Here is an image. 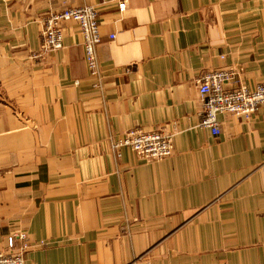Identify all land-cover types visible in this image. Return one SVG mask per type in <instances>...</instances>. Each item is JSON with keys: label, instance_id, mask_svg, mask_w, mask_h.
I'll return each mask as SVG.
<instances>
[{"label": "crops", "instance_id": "0c3cea01", "mask_svg": "<svg viewBox=\"0 0 264 264\" xmlns=\"http://www.w3.org/2000/svg\"><path fill=\"white\" fill-rule=\"evenodd\" d=\"M83 5L101 80L75 21L36 56L44 16ZM218 67L264 82V0H0V250L24 231L25 264H264V104L203 127ZM135 127H166L174 153L115 151Z\"/></svg>", "mask_w": 264, "mask_h": 264}, {"label": "built area", "instance_id": "2783aa9c", "mask_svg": "<svg viewBox=\"0 0 264 264\" xmlns=\"http://www.w3.org/2000/svg\"><path fill=\"white\" fill-rule=\"evenodd\" d=\"M124 7V4H121ZM75 21L80 26L88 70L101 80L98 46L103 40L100 31V13L92 5L66 7L49 11L43 18L42 44L37 57L61 49L64 45L63 23ZM115 38V35H110ZM199 94L202 104L201 125L214 135L221 133L219 114H236L252 117L264 104V82L249 87L239 71L230 67H218L205 71L199 77ZM111 147L120 151L132 149L146 161L161 160L174 153V135L166 127L145 130L140 127L122 131L118 137L110 136ZM29 235L15 232L6 237V248L0 250V264H25L26 253L31 248Z\"/></svg>", "mask_w": 264, "mask_h": 264}, {"label": "rangeland", "instance_id": "374dc122", "mask_svg": "<svg viewBox=\"0 0 264 264\" xmlns=\"http://www.w3.org/2000/svg\"><path fill=\"white\" fill-rule=\"evenodd\" d=\"M38 54H36V56H37Z\"/></svg>", "mask_w": 264, "mask_h": 264}]
</instances>
